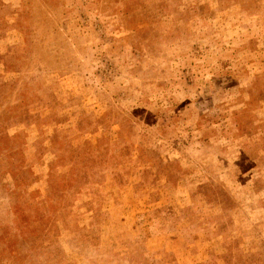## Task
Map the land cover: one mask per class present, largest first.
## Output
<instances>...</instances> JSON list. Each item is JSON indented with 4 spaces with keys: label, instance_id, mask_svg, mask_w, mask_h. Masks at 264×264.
Masks as SVG:
<instances>
[{
    "label": "rangeland",
    "instance_id": "obj_1",
    "mask_svg": "<svg viewBox=\"0 0 264 264\" xmlns=\"http://www.w3.org/2000/svg\"><path fill=\"white\" fill-rule=\"evenodd\" d=\"M0 264H264V0H0Z\"/></svg>",
    "mask_w": 264,
    "mask_h": 264
}]
</instances>
